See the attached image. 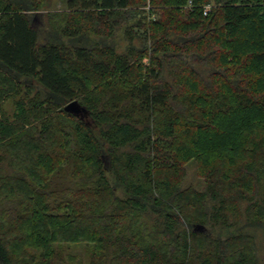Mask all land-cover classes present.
I'll list each match as a JSON object with an SVG mask.
<instances>
[{"label": "trees", "instance_id": "1", "mask_svg": "<svg viewBox=\"0 0 264 264\" xmlns=\"http://www.w3.org/2000/svg\"><path fill=\"white\" fill-rule=\"evenodd\" d=\"M40 10L0 0V264H259L264 0Z\"/></svg>", "mask_w": 264, "mask_h": 264}, {"label": "rangeland", "instance_id": "2", "mask_svg": "<svg viewBox=\"0 0 264 264\" xmlns=\"http://www.w3.org/2000/svg\"><path fill=\"white\" fill-rule=\"evenodd\" d=\"M66 1L67 0H41L40 13H42V16H41V18L43 19L42 21L45 22L46 13L49 10L66 9ZM35 23H36V26H38V27L41 25V22L36 21ZM123 29L124 28L119 29L113 38L114 39L113 42L116 43V46L120 51L125 50L126 47L130 43L129 40H127L124 37ZM4 106L10 112H12L13 107H14L11 100H7L4 103ZM86 115H88L87 111H86ZM87 119L89 120L88 116H87ZM186 169H187V174H186V177L184 180V186H194V187L202 190L204 188V179L200 176V174L197 170V162L195 160L189 161L186 165ZM261 214H264V213H261ZM249 218H252L253 220H257L258 222H255L251 225L246 224L247 227H244V228L242 227L243 229L241 227L238 228V226L231 228L230 230L223 229L222 227H218L216 229V231H217V233H220L223 236H228L232 233L238 232L240 229L254 234L256 244H257L256 251H257V255H258L259 264H264V217L260 218L259 214H257L254 216L252 215ZM244 221L246 222L247 219L245 218ZM248 221H250V219H248ZM62 247H63V250L65 252L78 255V254L83 253L84 248H85V244L84 243H81V244H77V243H75V244H64Z\"/></svg>", "mask_w": 264, "mask_h": 264}, {"label": "built area", "instance_id": "3", "mask_svg": "<svg viewBox=\"0 0 264 264\" xmlns=\"http://www.w3.org/2000/svg\"><path fill=\"white\" fill-rule=\"evenodd\" d=\"M204 9H205V10H204V13H205V14L209 13V12L211 11V9H212L211 4L206 5Z\"/></svg>", "mask_w": 264, "mask_h": 264}]
</instances>
